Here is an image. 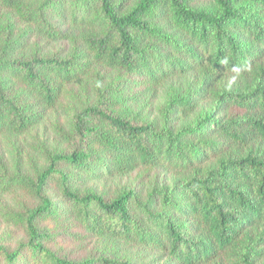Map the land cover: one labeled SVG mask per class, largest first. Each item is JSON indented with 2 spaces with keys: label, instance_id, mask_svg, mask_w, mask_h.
<instances>
[{
  "label": "trees",
  "instance_id": "16d2710c",
  "mask_svg": "<svg viewBox=\"0 0 264 264\" xmlns=\"http://www.w3.org/2000/svg\"><path fill=\"white\" fill-rule=\"evenodd\" d=\"M62 104L67 132L0 153L28 237L0 264H264V0H0V138ZM66 223L101 251L64 253Z\"/></svg>",
  "mask_w": 264,
  "mask_h": 264
},
{
  "label": "rangeland",
  "instance_id": "374dc122",
  "mask_svg": "<svg viewBox=\"0 0 264 264\" xmlns=\"http://www.w3.org/2000/svg\"><path fill=\"white\" fill-rule=\"evenodd\" d=\"M35 45L42 43L43 45L46 44V50L49 51H56L61 49L62 55H65L67 50L69 49V42L66 40H57V41H44L38 40L33 41ZM86 85L88 82L85 83ZM75 96H68V106L73 108L74 106L77 107L79 104V98L82 95H85L86 86L82 84H77L76 86ZM78 89V90H77ZM72 91V90H71ZM68 95V94H67ZM67 98V97H66ZM158 99V96L156 97ZM155 101V98L150 99ZM67 105L62 104L59 105L54 110H50L47 113L46 118L42 123L38 125V128L32 130L30 134L26 136L24 140L20 138L15 143L17 148H13L14 145L9 142L8 138L1 137L0 138V153L4 152V156L9 163L12 164V160H10L11 155L19 153L22 157L28 158L30 156L35 157L36 148H42L45 144H51L50 140L55 138L58 135V132L68 131V124L67 121L70 118V113L68 111ZM153 104H149L148 107H151ZM69 113V114H68ZM38 156V155H36ZM31 158V160H32ZM155 171H153V177H155ZM173 176L170 175L169 180H172ZM122 179L121 181H116V185H125L129 187L135 186V179ZM112 182H103L100 181L98 186V190H102L105 193H113L115 189V185H111ZM6 200H0L1 204H9L12 206H19L18 203H13L11 198H5ZM6 201V202H5ZM26 200H24L25 202ZM20 208H17V210ZM49 223H51V219H48ZM53 223H51L52 225ZM63 224L57 231L55 228L56 238H55V245L61 249H63L64 253L70 255L73 258H82L88 254L97 253L101 251L103 243L101 240L97 238H89L84 237L82 229L79 227H75L74 223L70 224ZM27 233L25 228L22 225L17 223L9 222L5 220V218L0 213V246H4L9 250H13L20 242L27 241ZM54 243V241H53Z\"/></svg>",
  "mask_w": 264,
  "mask_h": 264
}]
</instances>
